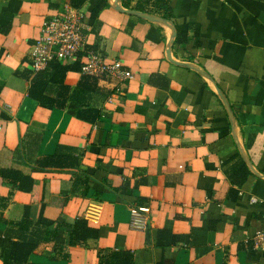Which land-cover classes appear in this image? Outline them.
<instances>
[{
  "label": "crops",
  "instance_id": "obj_1",
  "mask_svg": "<svg viewBox=\"0 0 264 264\" xmlns=\"http://www.w3.org/2000/svg\"><path fill=\"white\" fill-rule=\"evenodd\" d=\"M137 1L0 0V169L33 181L23 191L0 177V228L27 214L99 231L66 246L67 260L41 242L36 264H97L100 251L122 249L133 264H264L251 245L264 230V0H170L162 22L128 13ZM68 5L85 15L88 46L133 76L98 82L111 92L87 96L95 122L41 106L22 75L43 21ZM80 78L68 71L65 83ZM51 155L78 166L43 167ZM76 177L87 187L75 190ZM133 206L145 229L131 226Z\"/></svg>",
  "mask_w": 264,
  "mask_h": 264
},
{
  "label": "trees",
  "instance_id": "obj_2",
  "mask_svg": "<svg viewBox=\"0 0 264 264\" xmlns=\"http://www.w3.org/2000/svg\"><path fill=\"white\" fill-rule=\"evenodd\" d=\"M125 8H130L127 0H122ZM139 12H147L162 19H171L172 10L170 0H138L131 7ZM181 33H177L175 44H180ZM78 62L63 63L59 60H52L45 69L32 72L30 69L22 75L29 80L28 96L37 101L41 106L47 108L66 109L77 118L95 122L100 116V110L92 107L87 102L90 93L109 94L111 91L101 87L95 78L81 75L76 87L71 90L65 83V76L68 71H79ZM55 85L57 92L55 96H49L47 90ZM41 165L53 168H75L79 159L75 156L51 155L40 162ZM0 177L5 179L12 187L23 191H30L33 185L31 178L24 176L15 169H0ZM86 186L84 178L76 177L74 188ZM66 230L65 244L57 242L58 233ZM99 231L88 226L86 220L77 218L71 226L58 227L50 220L40 217L36 221L31 220L25 214L16 223L4 222L0 228V250L8 251V261L5 264H36L29 258L35 248L41 242L54 241L53 260H67L66 246L84 245L88 241L98 237ZM134 254L129 250H105L98 254L97 264H133Z\"/></svg>",
  "mask_w": 264,
  "mask_h": 264
},
{
  "label": "built area",
  "instance_id": "obj_3",
  "mask_svg": "<svg viewBox=\"0 0 264 264\" xmlns=\"http://www.w3.org/2000/svg\"><path fill=\"white\" fill-rule=\"evenodd\" d=\"M41 34L29 53V69L37 72L46 68L52 60L63 63L78 62L81 75L95 78L98 82H112L121 87L133 76L118 58H108L87 44L85 15L78 8L66 6L48 18L41 26ZM145 209L131 208L132 227L145 229ZM254 249H264V230L257 231L251 240Z\"/></svg>",
  "mask_w": 264,
  "mask_h": 264
},
{
  "label": "water",
  "instance_id": "obj_4",
  "mask_svg": "<svg viewBox=\"0 0 264 264\" xmlns=\"http://www.w3.org/2000/svg\"><path fill=\"white\" fill-rule=\"evenodd\" d=\"M119 1V0H117ZM117 3V2H116ZM128 13H131L133 15H136L138 17H144V18H148V19H152V20H155V21H158V22H162V18L160 17H157L153 14H150V13H147V12H139V11H136V10H127Z\"/></svg>",
  "mask_w": 264,
  "mask_h": 264
}]
</instances>
